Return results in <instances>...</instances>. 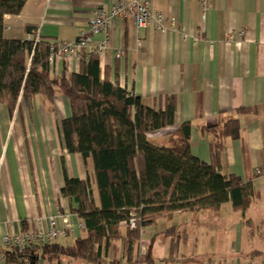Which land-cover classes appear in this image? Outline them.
Returning a JSON list of instances; mask_svg holds the SVG:
<instances>
[{
    "label": "crops",
    "instance_id": "crops-1",
    "mask_svg": "<svg viewBox=\"0 0 264 264\" xmlns=\"http://www.w3.org/2000/svg\"><path fill=\"white\" fill-rule=\"evenodd\" d=\"M132 1L27 0L20 15L5 17V37L70 43L99 11ZM152 5L165 17V27L138 29L132 17L119 21L107 53L98 57L101 78L152 109L164 111L173 99L174 125L148 138L163 146L190 123L191 152L208 164L214 136L205 129L238 119L240 137L224 140L221 171L252 181L254 195L245 215L228 203L217 211L161 218L140 230L132 254L123 240L130 227L123 222V239L88 264H264V174H257L264 172V0H208L206 9L197 0ZM80 65L74 57L58 59L52 73L68 78ZM71 116L69 99L59 93L53 103L42 95L29 104L20 101L13 115L0 106V237L55 216L67 217L70 225L59 245L87 236L72 212L77 205L61 193L66 177L86 181L93 173L92 164L86 167L82 155L66 147L62 123ZM91 188L98 202L94 182ZM0 264H8L1 253ZM63 264L84 263L66 258Z\"/></svg>",
    "mask_w": 264,
    "mask_h": 264
},
{
    "label": "trees",
    "instance_id": "trees-1",
    "mask_svg": "<svg viewBox=\"0 0 264 264\" xmlns=\"http://www.w3.org/2000/svg\"><path fill=\"white\" fill-rule=\"evenodd\" d=\"M26 2L0 0V106L6 105L13 115L20 101L29 104L37 95L50 103L58 93L68 98L72 116L62 123L66 147L71 154H81L86 167L92 164L93 173L86 181L66 177L61 191L77 205L72 212L84 222L87 236L70 246L0 249L8 264H38L41 259L63 264L66 258L98 263L103 250L123 239V222L130 227L123 240L132 254L141 229L174 213L217 211L231 203L245 215L254 195L253 182L221 171L224 140L240 137L238 119L205 129L214 136L211 164L192 154L190 123L183 124L168 144H155L148 135L174 125V100L164 111L145 106L109 78L102 79L94 55L83 56L78 74L56 78L51 43L5 37V17L20 15ZM131 220L136 228H131Z\"/></svg>",
    "mask_w": 264,
    "mask_h": 264
},
{
    "label": "built area",
    "instance_id": "built-area-1",
    "mask_svg": "<svg viewBox=\"0 0 264 264\" xmlns=\"http://www.w3.org/2000/svg\"><path fill=\"white\" fill-rule=\"evenodd\" d=\"M153 0H133L131 4L125 3L113 6L107 11H99L98 14L88 22L87 30L82 31L78 38L70 43H51L53 64L58 59L74 57L81 60L85 54L102 57L109 49L110 37L116 24L127 17H132L138 29L147 28L152 23L159 29L165 27L166 19L163 15L153 9ZM206 9L208 0H197ZM103 35L104 39L97 41L96 37ZM36 42L40 39L36 38ZM257 174H264L261 169ZM130 225L136 228L135 220ZM28 229H20L17 233H10L0 237V249L17 248L23 251L33 246H47L57 243L67 234L69 221L67 217H49L38 220L36 224L28 225Z\"/></svg>",
    "mask_w": 264,
    "mask_h": 264
},
{
    "label": "rangeland",
    "instance_id": "rangeland-1",
    "mask_svg": "<svg viewBox=\"0 0 264 264\" xmlns=\"http://www.w3.org/2000/svg\"><path fill=\"white\" fill-rule=\"evenodd\" d=\"M163 223H164V222H163ZM160 225H161L160 227L162 228V227H163V224H160Z\"/></svg>",
    "mask_w": 264,
    "mask_h": 264
}]
</instances>
